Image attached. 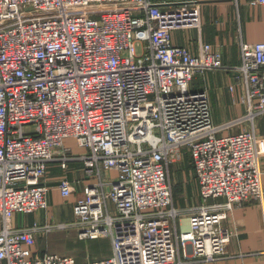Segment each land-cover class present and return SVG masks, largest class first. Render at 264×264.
<instances>
[{"label":"built area","instance_id":"built-area-1","mask_svg":"<svg viewBox=\"0 0 264 264\" xmlns=\"http://www.w3.org/2000/svg\"><path fill=\"white\" fill-rule=\"evenodd\" d=\"M206 1L0 0V264L210 261L227 252L232 211L264 205V41L240 39L237 64L210 42L174 43L175 30L202 29ZM220 69L234 72L247 110L217 123L208 89L194 84ZM185 160L201 201L180 207L171 165ZM53 162L64 172L78 163L88 180L75 220L16 225L48 209ZM57 187L76 191L67 175ZM70 227L110 237L113 254L36 253L39 235Z\"/></svg>","mask_w":264,"mask_h":264},{"label":"crops","instance_id":"crops-1","mask_svg":"<svg viewBox=\"0 0 264 264\" xmlns=\"http://www.w3.org/2000/svg\"><path fill=\"white\" fill-rule=\"evenodd\" d=\"M202 21L201 30H175L174 43L188 45L193 50H197L201 41L210 42L222 50L227 64H237L242 60L240 39L251 42L264 41V4L250 5L246 0L206 1L202 6ZM201 76L202 79L196 78L194 87L208 89L215 122L228 121L246 112L247 106L243 101L244 89L240 84H234L233 71L213 70ZM232 85L234 90L231 88ZM255 125L258 134L264 137V114L257 116ZM243 126L250 128L251 124L246 122ZM66 142L74 143L72 139H67ZM261 162L264 170V155L261 157ZM71 166L69 171L64 172L59 163H51L46 177L47 183L51 186L48 209L29 214H17L16 225H30L45 219L52 223L75 220L73 206L75 201L82 197L84 185L88 180L78 163H72ZM65 175L76 185V191L69 197L62 196L57 187L58 181ZM197 186L199 201H192L190 205L201 201L199 185ZM177 203L179 206L180 202ZM184 221L187 224V219ZM226 223L233 231V236L227 245V252L214 260L191 259L185 264H264V205L247 201L243 206L236 207L232 211ZM186 224L183 225L186 226ZM47 234L39 235L35 247L36 253L62 250L60 251L63 252L62 254L74 255L79 262L113 254L110 237L80 239L77 227L65 228L61 231L60 234L63 237L61 241L64 246L60 250L54 249L52 244H49L46 239Z\"/></svg>","mask_w":264,"mask_h":264},{"label":"rangeland","instance_id":"rangeland-1","mask_svg":"<svg viewBox=\"0 0 264 264\" xmlns=\"http://www.w3.org/2000/svg\"><path fill=\"white\" fill-rule=\"evenodd\" d=\"M196 78H201L202 76L198 74ZM76 150H80V148L74 143L71 144ZM193 167L189 164L188 160L186 161H174L171 165V176L174 183V190H175V202H180V207H188L191 202H197L198 199V182L193 174ZM192 197V199H191ZM191 200V201H190ZM192 202V203H193ZM189 203V204H188ZM46 213V212H45ZM185 217L182 218V222L185 225L186 221H184ZM60 228H54L50 231L46 239L48 240L49 244H52L54 249L60 250L63 248L64 244ZM68 241V239H66ZM62 251V250H60ZM57 251V252H60ZM63 253V252H60Z\"/></svg>","mask_w":264,"mask_h":264}]
</instances>
